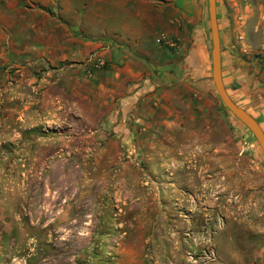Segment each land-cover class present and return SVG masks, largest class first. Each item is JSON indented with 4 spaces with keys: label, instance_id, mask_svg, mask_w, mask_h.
Wrapping results in <instances>:
<instances>
[{
    "label": "rangeland",
    "instance_id": "rangeland-1",
    "mask_svg": "<svg viewBox=\"0 0 264 264\" xmlns=\"http://www.w3.org/2000/svg\"><path fill=\"white\" fill-rule=\"evenodd\" d=\"M207 5L0 0V264H264V155ZM216 8L264 130V0Z\"/></svg>",
    "mask_w": 264,
    "mask_h": 264
},
{
    "label": "water",
    "instance_id": "water-1",
    "mask_svg": "<svg viewBox=\"0 0 264 264\" xmlns=\"http://www.w3.org/2000/svg\"><path fill=\"white\" fill-rule=\"evenodd\" d=\"M208 19L211 36V78L217 94L225 107L252 133L264 155V130L246 109L238 105L229 95L222 78L220 34L217 20L216 0H207Z\"/></svg>",
    "mask_w": 264,
    "mask_h": 264
},
{
    "label": "crops",
    "instance_id": "crops-1",
    "mask_svg": "<svg viewBox=\"0 0 264 264\" xmlns=\"http://www.w3.org/2000/svg\"><path fill=\"white\" fill-rule=\"evenodd\" d=\"M229 13L228 11L226 12V14ZM217 20H218V16H217ZM218 28H219V34H220V24H218ZM198 41V40H197ZM197 45V43H196ZM199 51L206 57L208 56L209 54V51H208V44L205 40V42H202L199 44ZM128 71L130 72L131 70L128 68ZM119 80V81H118ZM118 82H120V77L117 79ZM130 89V88H129ZM140 93H145V99L147 100V85L144 86V88H142L141 91L139 92H135L133 94H129V95H126L124 97H121V103H128L129 105V108L127 109V113H135L137 110L136 108L134 107V104L136 102V100L139 98L138 95H140ZM256 120L259 122V124L261 125V122L263 121V119H259L257 116L253 115ZM262 126V125H261Z\"/></svg>",
    "mask_w": 264,
    "mask_h": 264
}]
</instances>
